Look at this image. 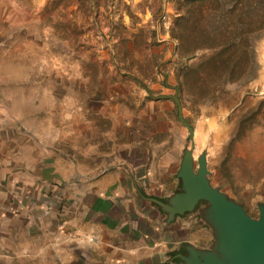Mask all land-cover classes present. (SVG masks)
<instances>
[{"label":"rangeland","instance_id":"374dc122","mask_svg":"<svg viewBox=\"0 0 264 264\" xmlns=\"http://www.w3.org/2000/svg\"><path fill=\"white\" fill-rule=\"evenodd\" d=\"M132 76L153 95L177 87L194 158L205 149L211 184L257 217L264 0H0L1 118L20 147L105 167L142 138L145 168L175 179L188 131Z\"/></svg>","mask_w":264,"mask_h":264},{"label":"crops","instance_id":"0c3cea01","mask_svg":"<svg viewBox=\"0 0 264 264\" xmlns=\"http://www.w3.org/2000/svg\"><path fill=\"white\" fill-rule=\"evenodd\" d=\"M1 116L0 106V264H176L182 243L212 240L197 214L168 220L151 199L165 200L179 178L145 168L142 138L89 167L20 147L17 124Z\"/></svg>","mask_w":264,"mask_h":264},{"label":"water","instance_id":"95a60500","mask_svg":"<svg viewBox=\"0 0 264 264\" xmlns=\"http://www.w3.org/2000/svg\"><path fill=\"white\" fill-rule=\"evenodd\" d=\"M132 77L151 98H172L177 118L188 131L190 145L183 150L176 173L180 179L179 190L163 201L151 199L166 213L168 220L185 212L197 214L211 231L212 240L204 247L182 243L183 252L176 255V264H264V202L257 203L258 216L252 217L240 203L211 184L206 150L194 158V128L183 116L176 86L173 94L153 95L142 80Z\"/></svg>","mask_w":264,"mask_h":264},{"label":"flooded vegetation","instance_id":"af4514ba","mask_svg":"<svg viewBox=\"0 0 264 264\" xmlns=\"http://www.w3.org/2000/svg\"><path fill=\"white\" fill-rule=\"evenodd\" d=\"M176 190H179V187H178ZM202 203H205V201H202ZM181 252H183V249H182V251H181Z\"/></svg>","mask_w":264,"mask_h":264}]
</instances>
